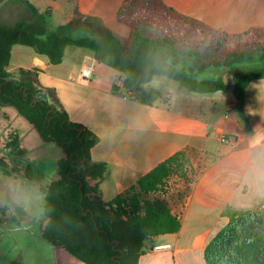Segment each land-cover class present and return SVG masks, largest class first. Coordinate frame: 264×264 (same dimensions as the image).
Here are the masks:
<instances>
[{
  "label": "crops",
  "instance_id": "obj_1",
  "mask_svg": "<svg viewBox=\"0 0 264 264\" xmlns=\"http://www.w3.org/2000/svg\"><path fill=\"white\" fill-rule=\"evenodd\" d=\"M27 1L36 8L38 17L30 11L24 22L37 33L45 30L73 37L85 31L98 36L101 25L115 34L114 28L122 31L126 27L118 21L117 13L127 0H78L81 15L85 16L80 29L70 26L75 17V0ZM162 2L184 16L230 34L264 27V0ZM23 6L20 0H0V28L20 22ZM55 13L61 16L53 28L43 16ZM87 68L90 73L86 76ZM21 70L33 73L34 77L27 79L33 80L40 100L65 111L72 122L98 137L91 159L106 168L100 185L105 202L133 187L171 157L184 153L191 182L187 194L172 203L181 229L150 240L139 264H207L209 244L229 224L224 216L226 209H264V197L256 194L248 179L253 161L264 157V78L248 85L242 106L229 83L231 89L227 93L191 95L182 87L172 92L164 83L152 86V82L150 86L158 89L161 96L147 105L134 97L131 88H125L122 74L99 64L89 50L67 48L62 63L54 65L34 49L16 45L7 71L18 75ZM0 127L14 131L18 150L33 172L28 180L0 169L4 180L0 187H6L0 208L13 205L17 209L15 218L0 213V264H28L27 252L40 264H84L44 239V214L37 216L35 207L25 212L12 204L7 194L10 182L16 180L42 192L58 178L57 162L64 155L56 151L53 162L46 163L53 147L43 143L36 130L12 107H0ZM223 135L229 138L228 143L220 141ZM163 244L172 245V250L152 251Z\"/></svg>",
  "mask_w": 264,
  "mask_h": 264
},
{
  "label": "trees",
  "instance_id": "obj_2",
  "mask_svg": "<svg viewBox=\"0 0 264 264\" xmlns=\"http://www.w3.org/2000/svg\"><path fill=\"white\" fill-rule=\"evenodd\" d=\"M20 1L38 17L29 1ZM74 14L70 26L83 28L85 16L78 0ZM117 19L128 27V36L121 37L102 25L100 35L84 38L45 30L37 33L24 21L0 28V107L14 108L43 143L55 144L64 153L57 162L58 178L42 189L51 210L50 215L44 213L42 236L84 264H139L150 240L178 233L181 220L172 212V203L149 197L160 192L176 172L183 179L185 196L191 182L187 161L184 153H178L105 202L100 185L106 168L91 159L98 137L72 122L65 111L40 100L33 80L27 79L34 77L32 72L21 70L13 75L7 71L12 48L30 47L54 65L62 63L67 48L89 50L99 64L123 75L127 89L144 87L141 93L134 88L131 91L147 105L161 96L150 86L155 78H166L192 93L207 95L229 92L231 87L223 78L229 74L240 106L245 103L248 85L264 78V68L254 66L264 61V27L230 34L184 16L162 0H127ZM212 73L221 76L201 79ZM12 141L18 147V138ZM32 173L28 165L25 177L31 180ZM5 210L0 209V213ZM224 216L229 224L209 244L207 264H264V209L228 208Z\"/></svg>",
  "mask_w": 264,
  "mask_h": 264
},
{
  "label": "rangeland",
  "instance_id": "obj_3",
  "mask_svg": "<svg viewBox=\"0 0 264 264\" xmlns=\"http://www.w3.org/2000/svg\"><path fill=\"white\" fill-rule=\"evenodd\" d=\"M20 13L21 14L19 15V20L25 21L27 18V15H29L28 13H30V10L26 6H23L22 12ZM60 16H61V13H55L52 16L44 15L43 18L45 19V21L50 27L54 28V26H56L57 24V21L60 20L59 19ZM114 31L117 32L116 34H119V36L124 37L128 35V28L126 27H123L122 31L118 30L117 28H114ZM93 36L94 35H91L88 32L81 31L80 34H74L73 38H84V37H93ZM15 64H16V60L13 58L12 66H14ZM254 66L258 68H264V61L259 60L254 64ZM220 76L221 75L212 73L211 75L207 77H203L201 79L203 80V79H212V78H218V77L220 78ZM223 78L226 83H229L231 86L233 85L232 77L229 74H225ZM162 83H164V85L168 87L167 89L173 90L172 92H176L178 91V89H180L179 88L180 86L176 82L170 81L166 78H155L152 82V86H158V85L161 86ZM183 92H186L192 95V92L190 93V91L188 92V90L186 89H183ZM15 137L16 136L13 130H4L2 127H0V169H4L7 175H13L18 178L19 177L26 178L25 172H26L27 163L23 158L24 157L23 152H21V150H18V147L12 144L13 143L12 139H15ZM50 146L53 147V150L49 151V154H48L49 157L46 163L53 162L56 151H59L60 153L64 155L63 151L55 144H50ZM51 167L52 166L50 164L49 168L51 169ZM3 181L4 180L3 178H1V175H0V186H2ZM3 189L6 190V187ZM183 192H184L183 179L180 173L176 172V174H174L171 178H169L165 182V186L160 192L156 194H152L149 198L152 200L154 199H158L161 201L165 200L166 203L170 205L176 199H179V197L182 199L184 197ZM4 212H5L4 213L5 215L8 214L11 218L13 217L15 218L17 215V209L13 205H10V207H7V209ZM26 234L27 233H25L24 235ZM27 262L28 264H40L36 259H34L32 255L28 254V252H27Z\"/></svg>",
  "mask_w": 264,
  "mask_h": 264
},
{
  "label": "clouds",
  "instance_id": "obj_4",
  "mask_svg": "<svg viewBox=\"0 0 264 264\" xmlns=\"http://www.w3.org/2000/svg\"><path fill=\"white\" fill-rule=\"evenodd\" d=\"M56 171H53V175ZM248 179L257 195L264 197V157H258L253 161ZM51 183V181H49ZM7 194L12 204L22 208L25 212H31L35 207L37 216L43 215L46 211L51 214L47 206L46 194L28 186L23 180L11 181ZM5 196V190L0 187V199Z\"/></svg>",
  "mask_w": 264,
  "mask_h": 264
},
{
  "label": "built area",
  "instance_id": "obj_5",
  "mask_svg": "<svg viewBox=\"0 0 264 264\" xmlns=\"http://www.w3.org/2000/svg\"><path fill=\"white\" fill-rule=\"evenodd\" d=\"M220 141L222 143H228L229 142V138L226 135H223L220 138ZM172 248L173 247L170 244H163V245H157V246L153 247L152 251H154V252L168 251V250H172Z\"/></svg>",
  "mask_w": 264,
  "mask_h": 264
},
{
  "label": "water",
  "instance_id": "obj_6",
  "mask_svg": "<svg viewBox=\"0 0 264 264\" xmlns=\"http://www.w3.org/2000/svg\"><path fill=\"white\" fill-rule=\"evenodd\" d=\"M91 63H92V60H89V62H87V66H88V68H90V66H91ZM86 69L85 70V72H84V74L87 76V75H89V73H90V70L89 69ZM127 87V85H125V88ZM131 89L132 88H134V87H130ZM138 93H141V92H143L144 91V87H137V88H134Z\"/></svg>",
  "mask_w": 264,
  "mask_h": 264
}]
</instances>
